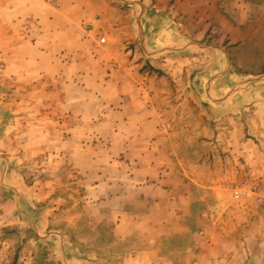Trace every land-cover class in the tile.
<instances>
[{
	"label": "crops",
	"instance_id": "crops-1",
	"mask_svg": "<svg viewBox=\"0 0 264 264\" xmlns=\"http://www.w3.org/2000/svg\"><path fill=\"white\" fill-rule=\"evenodd\" d=\"M251 21L246 0H0L2 217L45 149L141 236L122 263L264 264V204L231 191L264 182V80L237 69ZM212 42L232 63L210 85L222 50L148 52Z\"/></svg>",
	"mask_w": 264,
	"mask_h": 264
},
{
	"label": "rangeland",
	"instance_id": "rangeland-1",
	"mask_svg": "<svg viewBox=\"0 0 264 264\" xmlns=\"http://www.w3.org/2000/svg\"><path fill=\"white\" fill-rule=\"evenodd\" d=\"M246 2L254 37L237 52L244 65L237 69L256 73L248 78L254 79L264 75V0ZM49 157L45 149L29 156L19 167V198L3 217L0 206V264H125L120 255L140 252L144 245L141 236L133 233L122 238L113 230L115 217L110 205L97 207L84 200L81 174ZM257 180L264 187V182ZM250 181L231 186L232 195L235 188Z\"/></svg>",
	"mask_w": 264,
	"mask_h": 264
},
{
	"label": "water",
	"instance_id": "water-1",
	"mask_svg": "<svg viewBox=\"0 0 264 264\" xmlns=\"http://www.w3.org/2000/svg\"><path fill=\"white\" fill-rule=\"evenodd\" d=\"M192 48L220 49V50H222L223 52H225V54H226V56H227V58H228V67H227L225 70L221 71L220 73L216 74V75L210 80L209 85L211 84V82H212L214 79L218 78L220 75H222V74H224L225 72H227L228 69L231 67V63H232V62H231V58H230L228 52L225 51V49H222V48H220V47H218V46H215V45H212V44H199V43H197V44H187V45H180V46L169 47V48H165V49H163V50H159V51H148V52L151 53V54H156V53H159V52H168V51H171V50H177V49H192ZM145 49H147L146 46H145ZM261 80H264V75H260V76H258L257 78H254V79H248V80L244 81V84H246L247 86H249V85H252V84H254V83H257V82H259V81H261ZM237 89H238L237 87L234 88L231 92H229V94H228L227 96H230L231 94H233V92H235ZM227 96H226V97H227ZM226 97H224V98H226ZM211 98H212V97H211ZM214 101L219 102L220 100H216V99H214Z\"/></svg>",
	"mask_w": 264,
	"mask_h": 264
},
{
	"label": "built area",
	"instance_id": "built-area-1",
	"mask_svg": "<svg viewBox=\"0 0 264 264\" xmlns=\"http://www.w3.org/2000/svg\"><path fill=\"white\" fill-rule=\"evenodd\" d=\"M105 41L104 38L101 39ZM233 197L236 200L254 198L258 203H264V187L259 180H252L233 190Z\"/></svg>",
	"mask_w": 264,
	"mask_h": 264
}]
</instances>
